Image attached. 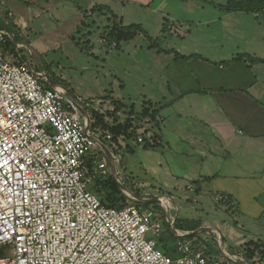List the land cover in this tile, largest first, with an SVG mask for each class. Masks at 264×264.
Listing matches in <instances>:
<instances>
[{
    "label": "built area",
    "instance_id": "2783aa9c",
    "mask_svg": "<svg viewBox=\"0 0 264 264\" xmlns=\"http://www.w3.org/2000/svg\"><path fill=\"white\" fill-rule=\"evenodd\" d=\"M10 39L0 26V264H223L187 238L189 232L174 228L177 207L168 196L157 198L159 212L138 207L140 201L125 192L131 204H101L89 185L111 174L107 153L115 169L111 175L121 185L124 178L116 169L127 143L124 136L113 142L109 131L93 126L94 115L110 125L124 114L114 113L104 100L88 101L61 85L52 88L35 60H20L25 44L14 43L15 53H7ZM153 122L161 117L154 115ZM140 130L131 139L134 145L152 139ZM186 189L195 192L192 185ZM227 198L218 194L214 201ZM164 224L176 235L175 258L157 247ZM208 233L216 234L220 247L218 233ZM233 257L236 261H228L245 262Z\"/></svg>",
    "mask_w": 264,
    "mask_h": 264
},
{
    "label": "crops",
    "instance_id": "0c3cea01",
    "mask_svg": "<svg viewBox=\"0 0 264 264\" xmlns=\"http://www.w3.org/2000/svg\"><path fill=\"white\" fill-rule=\"evenodd\" d=\"M156 1L0 0V21L2 26L9 27L14 41L9 40L12 46L14 43L26 45L28 58L21 51L19 58L29 63L31 59L36 60L37 54L56 49L82 23L85 24L86 19L91 20L98 15L108 18V14L111 12L115 15L114 11L118 8L120 18L124 17L123 12L128 8L144 9L154 15L159 13L163 17L162 32L172 36L165 23L168 14L166 16L162 11L157 12L164 1L159 2L157 8L151 9ZM95 7L101 8L95 10ZM252 15L258 17L257 14ZM147 22L138 18L137 25L145 27ZM145 33L151 38L150 34ZM244 40L242 38L241 41L234 33L224 43L236 45ZM6 50L11 53L9 44ZM176 51L183 57L191 58L177 59L172 50L161 51L170 57L162 72L164 90L157 88L156 95L149 96L142 104L153 106L161 122L141 125L139 132L145 131L147 136L152 135V139L163 151L168 152L170 162L180 168L178 171L190 173L189 177L193 179L198 178L195 182L199 183L194 185V190L200 192V184L207 183L211 194L228 197L237 215L244 220L259 222L264 219V62H252L253 59L261 58H252L251 54L239 48L218 60H210L196 52L183 54L179 48ZM238 55H244L245 58L233 60ZM8 58L16 60L13 55H8ZM35 65L37 69L43 70L38 63ZM162 109H167V112L164 114ZM131 146L134 149L138 145L131 143ZM125 154L128 155L124 151L123 159ZM155 155L161 157L157 153ZM128 158L127 164L122 159L121 167L116 171L119 170L121 177L129 182L132 178L127 171L131 166ZM160 160L167 165L163 157ZM174 178L176 182L173 189H183L180 182L184 178ZM138 186L148 185L142 183ZM144 194L142 199L163 196ZM204 227L219 232L209 226ZM231 235H235L232 241L239 247L249 241L264 245L260 239L246 241L232 229ZM171 253L168 250V256ZM259 257L257 255L253 259L254 264H264V260Z\"/></svg>",
    "mask_w": 264,
    "mask_h": 264
},
{
    "label": "rangeland",
    "instance_id": "374dc122",
    "mask_svg": "<svg viewBox=\"0 0 264 264\" xmlns=\"http://www.w3.org/2000/svg\"><path fill=\"white\" fill-rule=\"evenodd\" d=\"M161 1H164L163 4L157 8ZM226 3L227 0H157L151 9L157 8V12L168 14L169 18L165 23L176 31L174 33L168 30L172 36L162 32L163 17L159 13L154 15L144 9L128 8L123 12L124 17L120 18L118 8L114 11V19L111 14H108V18L98 15L94 19H86L85 26L77 29L56 49L37 54L35 63H38L49 77L66 86L71 94L92 102L104 100L110 103L109 107H114L112 100L122 101L126 105L133 104L134 114H137L144 100L156 95L157 88L164 90L165 80L162 72L170 57L162 53V50H172L174 54L179 48L183 54L196 52L210 60H218L219 57L228 56L239 48L251 54L252 58L264 59V12L257 18L244 12L227 13L224 11ZM138 18L148 21L145 27L139 26L141 34H137L131 41L121 42L118 46L106 43L105 38L114 21L123 27L138 26ZM144 32L150 34L151 38H145L142 34ZM234 33L241 41L242 38L246 40L236 45L224 43L233 37ZM20 51L28 58L27 48ZM162 111L165 114L167 109ZM156 153L161 157L156 156ZM162 157L167 165L160 160ZM127 158L131 164L127 171L131 173L129 176L132 179L128 184L120 185V189L121 186L127 190L133 188V191L143 198L144 193L152 197H170L173 205L177 207V211L172 214L177 218L178 229L188 228L192 223L202 225L198 229L205 228L204 226L217 229L221 236L223 235L222 247L225 251L231 256H241L240 258H243V245L236 246L235 241H232L235 235H231V229L238 235L241 234L246 241H264V219L259 222L244 220L245 218L234 212V205L216 203V195L211 194L207 183L200 184V192L188 191L185 186L197 185L199 182L195 181L198 178L193 179L189 177L190 173L178 171L180 168L170 162L168 152L163 151L161 146L144 149L142 145H138L131 154L124 155L126 164ZM174 176L184 178V181L180 182L183 189H173L176 182ZM132 183L134 185H131ZM142 183H147L148 186H138ZM148 204L144 209H155L159 212V207H155L153 203ZM225 209H229L228 212ZM215 236V233L200 232L190 236V239L202 243L207 248L206 252L216 256L223 264H235L223 256ZM218 236L220 237L219 233ZM218 241L220 244L221 240ZM175 244L174 231L164 224L161 237L157 239L158 249L167 253L171 250L170 257L175 258Z\"/></svg>",
    "mask_w": 264,
    "mask_h": 264
},
{
    "label": "trees",
    "instance_id": "16d2710c",
    "mask_svg": "<svg viewBox=\"0 0 264 264\" xmlns=\"http://www.w3.org/2000/svg\"><path fill=\"white\" fill-rule=\"evenodd\" d=\"M101 7H95L94 9H99ZM93 9V10H94ZM102 9H100L101 11ZM99 11V10H98ZM224 11L227 13L231 12H244L248 14H257L259 15L260 13L264 12V0H227L226 5L224 6ZM111 17L114 19L116 18L115 15H113L111 12ZM116 22L114 21V25L112 28L109 29L106 42L107 43H112L115 46H118L121 42H128L131 41L137 34H141V28L136 25H131L129 27H123L115 24ZM85 25L82 23L81 27H84ZM8 30V26H4ZM144 37L149 38L147 34L144 32L142 33ZM16 41V40H15ZM9 42V47H10V52L11 54H14L13 46L12 43ZM175 58L177 59H189L191 57H183L177 53H174ZM245 57L244 55H238L236 56L233 60H243ZM252 62H264V60L260 59H253ZM48 76V75H47ZM48 78L55 84L64 86L63 84L59 83L58 81H55L54 78L49 77ZM66 87V86H64ZM111 103H113L115 107V112H126L125 114V119L123 122H120V118L114 117L113 123L112 124H107L104 121V118L98 114H95V123L93 126L103 128V130L109 131V133L112 135V141L116 142L118 137L124 136V139L126 140V147H125V153L131 154L133 152V146H131V139L135 138L137 131L140 129L138 127L139 125L134 122H141V120L145 118H149L150 121H154V115L155 109L151 105H143L141 110L136 114H134V106H127L123 104L120 101L117 100H112ZM158 143L154 141L153 139L148 140L145 139L144 143L142 144V148H156L158 147ZM123 170V169H122ZM123 172V171H122ZM128 184L127 179H123L122 184ZM195 183V182H194ZM89 190L94 193L100 200L101 204L106 206V207H113V208H123L129 204L132 203V201L121 191L119 183L115 180V178L109 174L106 177L102 178H93L92 182L89 185ZM127 190V189H126ZM131 194H133L136 198L142 199L140 195L137 194V192L133 191V188L128 189ZM152 199V198H149ZM138 207H141L144 209V207H148V203H142V202H137L135 203ZM225 204L227 205H232V202L227 198L225 201ZM155 207H157L156 204H153ZM229 210V209H228ZM177 219L174 224V228L176 230L182 231V232H192L197 230L200 225L196 223H192L189 225V227L185 229H178L177 228ZM187 238H190L189 235H187ZM243 250L244 253L242 254L244 261L254 264L253 259L258 255L260 256V260H264V245L263 243L259 242H253L249 241L246 244L243 245ZM166 255L167 252H164ZM170 257V256H169Z\"/></svg>",
    "mask_w": 264,
    "mask_h": 264
},
{
    "label": "water",
    "instance_id": "95a60500",
    "mask_svg": "<svg viewBox=\"0 0 264 264\" xmlns=\"http://www.w3.org/2000/svg\"><path fill=\"white\" fill-rule=\"evenodd\" d=\"M2 16H3V15H2ZM47 81H48L49 85H50L52 88H54L55 86H57V84L53 83L50 79H47ZM82 113L85 114V112H84L83 110H82ZM107 154H108V153H107ZM107 156H108V161H109V165H110V168H111V174L114 176V173H115L114 166H113V164H112V162H111V160H110L109 154H108ZM121 190H122L123 192H125V193H127V194H129L130 196L133 197V195H132L130 192H128V191H127L124 187H122V186H121ZM133 198H135V197H133ZM135 199L138 200V201H140V202H143V203H153V204H156V205L159 204V201H158L157 199H140V198H135ZM200 232H209V230L206 229V228H200V229H197V230H195V231H192V232L188 233V235H189V236H192V235H196V234H198V233H200ZM218 233L220 234L219 239L221 240V241H220V247H222V244H223V238H222V236H221V233H220V232H218ZM220 247H219V250L221 251V253L223 254V256H224L227 260L232 261L231 256H230L229 254L225 253V252L223 251V249L220 248Z\"/></svg>",
    "mask_w": 264,
    "mask_h": 264
},
{
    "label": "snow or ice",
    "instance_id": "6c2138e0",
    "mask_svg": "<svg viewBox=\"0 0 264 264\" xmlns=\"http://www.w3.org/2000/svg\"><path fill=\"white\" fill-rule=\"evenodd\" d=\"M8 163V161L7 160H5V164H7ZM3 167V165H0V168H2Z\"/></svg>",
    "mask_w": 264,
    "mask_h": 264
},
{
    "label": "bare ground",
    "instance_id": "6f19581e",
    "mask_svg": "<svg viewBox=\"0 0 264 264\" xmlns=\"http://www.w3.org/2000/svg\"><path fill=\"white\" fill-rule=\"evenodd\" d=\"M231 258L233 259V257L231 256Z\"/></svg>",
    "mask_w": 264,
    "mask_h": 264
}]
</instances>
